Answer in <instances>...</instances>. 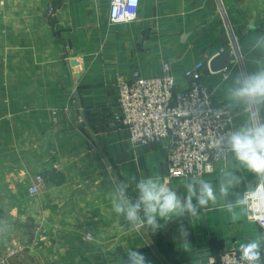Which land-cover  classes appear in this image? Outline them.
<instances>
[{"label":"crops","instance_id":"0c3cea01","mask_svg":"<svg viewBox=\"0 0 264 264\" xmlns=\"http://www.w3.org/2000/svg\"><path fill=\"white\" fill-rule=\"evenodd\" d=\"M110 1L0 0V210L15 217L0 229L7 228L16 242L25 228L13 220L26 221L28 256H42V264H123L129 249L149 264H219L223 252L239 250L240 243L264 233L245 206L236 209L240 219L232 222L219 199L221 171L234 168L240 178L226 198L232 203L257 185L258 177L229 154L202 177L216 188V205L155 233L146 226L130 231L112 210L116 184L128 183L135 197L137 181L159 176L186 196L187 179L167 178L169 139L131 143L120 125L116 75L136 71L157 77L167 62L176 85L187 87L185 73L201 63V80L215 104L229 112L232 130L256 122L253 112L227 107L224 93L236 75L254 70L261 56L250 42L264 33V0H140L137 20L115 25L109 23ZM49 7L55 8L52 15ZM229 27L243 48L244 70H236L232 55L224 71L212 73L208 63L232 52ZM38 175L44 183L31 196L28 188ZM181 225L186 239L179 235ZM4 252L0 248V258ZM9 264L19 263L15 258Z\"/></svg>","mask_w":264,"mask_h":264},{"label":"built area","instance_id":"2783aa9c","mask_svg":"<svg viewBox=\"0 0 264 264\" xmlns=\"http://www.w3.org/2000/svg\"><path fill=\"white\" fill-rule=\"evenodd\" d=\"M140 0H111L110 24L135 22L139 15ZM55 12L49 7L48 14ZM209 64V63H208ZM204 65L199 63L185 73L190 80L187 87H178L171 67L162 64V74L157 77H143L138 72L129 76L116 75L118 90L117 105L120 110V125L134 146H148L165 139L171 142L166 172L169 180L202 178L214 171L223 161L213 145L226 132L232 130V117L226 109L215 104L210 88L202 82ZM223 78L228 79L224 74ZM76 90L73 91L75 96ZM72 105L78 107L74 98ZM228 157V156H227ZM44 181L41 175L28 188L31 195H37ZM259 184V183H258ZM257 184V185H258ZM245 206L248 218L264 229V219H259L255 209L259 206L251 198ZM244 193V195H245ZM86 239L90 240L88 235ZM219 264H242L239 250L223 252Z\"/></svg>","mask_w":264,"mask_h":264},{"label":"clouds","instance_id":"9594fccd","mask_svg":"<svg viewBox=\"0 0 264 264\" xmlns=\"http://www.w3.org/2000/svg\"><path fill=\"white\" fill-rule=\"evenodd\" d=\"M252 51L261 53L255 63L254 70L236 75L225 90L227 107H242L251 111L258 118L256 122H246L239 128L229 130L213 145L222 158L230 156L238 162L240 168L255 173L259 184L250 191L251 198L259 206L255 213L264 209V33L256 34L251 42ZM230 169L224 168L218 182L219 199L225 202L232 222L240 219L236 211L238 207L248 206L249 194L245 193L234 203L227 197L240 183V178ZM187 195L180 196L162 181L159 176L142 178L135 183V197L129 194L128 183H118L111 195L112 210L122 216L130 225V231L149 228L153 233L176 219L198 216L201 209L208 210L216 205L218 196L213 184L205 179L191 177L184 183ZM196 203H193V201ZM264 219V214L258 215ZM179 235L186 239L188 231L181 225ZM239 259L242 264H264V233L256 235L247 242L239 244ZM123 264H149L146 257L137 250L129 249Z\"/></svg>","mask_w":264,"mask_h":264},{"label":"rangeland","instance_id":"374dc122","mask_svg":"<svg viewBox=\"0 0 264 264\" xmlns=\"http://www.w3.org/2000/svg\"><path fill=\"white\" fill-rule=\"evenodd\" d=\"M233 42V41H232ZM237 44V48H238V54L235 53L234 51V46L232 48V55L234 56L235 60H234V63H235V68L236 70H244V64H242L243 61V58H241V56L243 55L244 56V53H243V48L241 47V45L236 42ZM239 55H240V58H239ZM239 59V61H237V59ZM211 90V89H210ZM29 193V192H28ZM31 195V194H29ZM38 195V194H37ZM31 196H35V195H31ZM22 212V211H21ZM0 215H2V218L0 220V224L2 225H7L8 227V223L11 221V219L15 218L11 213L7 212L6 211V208L5 210L1 211L0 210ZM14 222V226H24V232H21L20 233V238L16 239V242H12L11 240V235L7 234V231L6 230L7 228H2L0 229V248H5V254H4V257L0 258V264H9L10 263V260H13L16 258V262L19 263V264H42L41 262L43 261V257H31V256H28V245H29V242H28V235H27V232H26V225H27V222L25 221L24 223H22V220H13ZM20 228V227H19ZM21 229V228H20ZM42 229V228H41ZM40 231L37 230V234L38 232ZM41 232V231H40ZM31 243H33V241L31 240L30 241ZM37 243L39 244V240H37ZM37 244V245H38Z\"/></svg>","mask_w":264,"mask_h":264},{"label":"water","instance_id":"95a60500","mask_svg":"<svg viewBox=\"0 0 264 264\" xmlns=\"http://www.w3.org/2000/svg\"><path fill=\"white\" fill-rule=\"evenodd\" d=\"M224 14V12H223ZM229 33L231 35V38H232V41H233V46H234V51L236 54H238V48H237V44H236V40H235V37L233 36V33L229 27ZM232 52L231 51H228L224 54H220L218 55L217 57H215L214 59H212L208 66H209V69L212 73H218V72H222L226 69V66L229 62V60L231 59V56H232ZM253 189V186L251 187L250 190Z\"/></svg>","mask_w":264,"mask_h":264},{"label":"trees","instance_id":"16d2710c","mask_svg":"<svg viewBox=\"0 0 264 264\" xmlns=\"http://www.w3.org/2000/svg\"><path fill=\"white\" fill-rule=\"evenodd\" d=\"M50 175L57 178L59 183L63 181V177L59 173H57L55 170H52L50 172Z\"/></svg>","mask_w":264,"mask_h":264},{"label":"bare ground","instance_id":"6f19581e","mask_svg":"<svg viewBox=\"0 0 264 264\" xmlns=\"http://www.w3.org/2000/svg\"><path fill=\"white\" fill-rule=\"evenodd\" d=\"M239 58H240V55H239ZM238 59V58H237ZM238 61H239V59H238ZM254 188V187H253Z\"/></svg>","mask_w":264,"mask_h":264}]
</instances>
